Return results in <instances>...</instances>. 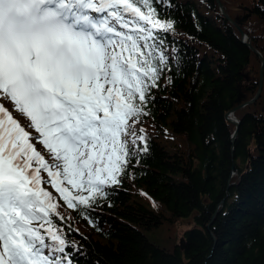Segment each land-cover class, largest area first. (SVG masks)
<instances>
[{"label": "snow or ice", "instance_id": "obj_1", "mask_svg": "<svg viewBox=\"0 0 264 264\" xmlns=\"http://www.w3.org/2000/svg\"><path fill=\"white\" fill-rule=\"evenodd\" d=\"M166 2L0 0V264H74L82 246L44 185L84 214L135 178L169 65Z\"/></svg>", "mask_w": 264, "mask_h": 264}, {"label": "trees", "instance_id": "obj_2", "mask_svg": "<svg viewBox=\"0 0 264 264\" xmlns=\"http://www.w3.org/2000/svg\"><path fill=\"white\" fill-rule=\"evenodd\" d=\"M220 1L224 13L216 0L156 6L175 26L161 33L169 65L152 90L150 115L137 126L145 129L149 151L133 162L135 178H124L84 214L44 185L64 217L60 226L82 246L74 264H264V77L260 97L234 113L235 142L236 126L226 117L258 93L264 0ZM248 10L242 29L262 58L227 18Z\"/></svg>", "mask_w": 264, "mask_h": 264}, {"label": "water", "instance_id": "obj_3", "mask_svg": "<svg viewBox=\"0 0 264 264\" xmlns=\"http://www.w3.org/2000/svg\"><path fill=\"white\" fill-rule=\"evenodd\" d=\"M217 1V3L219 4V7H220V9H221V11H222V13L224 12V5H223V3L220 1V0H216ZM251 14H252V12H250V10H248V12H247V14L246 15H244V16H240V15H237V17L235 18V20H232L231 18H230V16H227V18L234 24V25H236V27H238V29H239V31H240V33H241V36H242V38H241V41H242V43H244L247 47H249L252 51H254L258 56H259V58H262V56H261V54L259 53V51L256 49V47H254L252 44H251V42H250V40H249V38H248V36L245 34V32L243 31V29H242V26L243 25H245V23H246V21L248 20V17L249 16H251ZM262 72H261V76H260V81H261V83H260V86H259V89H258V93L256 94V96L254 97V98H252V100H250V101H248V102H245V103H243V104H240L241 106H239V107H237V108H234L233 110H231L227 115H226V117H227V119H228V121L230 122H232L233 124H235V128H236V130L234 131V133L232 134V136H231V139H232V141L233 142H235V140H236V137H237V135H238V133H239V126H240V121L237 119V117L234 115V113H235V111L237 110V109H239V108H241L242 106H245V105H248V104H252V102H255L259 97H260V95H261V91H262V87H263V75H264V69H263V66H264V58H262ZM247 78H248V75H247ZM243 93H241L240 94V97L237 99V102L238 103H240L241 101H242V95ZM237 172V168H236V166L235 165H233L232 166V175H234L235 173ZM231 185H229V187H230ZM223 204V201H222V203H221V205ZM216 212H218V211H216ZM212 222V221H211ZM211 224V223H210ZM210 224L207 226V229L209 230V228H210Z\"/></svg>", "mask_w": 264, "mask_h": 264}, {"label": "rangeland", "instance_id": "obj_4", "mask_svg": "<svg viewBox=\"0 0 264 264\" xmlns=\"http://www.w3.org/2000/svg\"><path fill=\"white\" fill-rule=\"evenodd\" d=\"M224 12H225V9H224ZM223 12V13H224ZM246 34V33H245ZM247 35V34H246ZM248 36V35H247ZM248 38H249V40H250V36H248ZM251 42V41H250ZM262 56V55H261ZM263 61V60H262ZM263 63V62H262ZM261 68H262V66H261ZM263 69H264V66H263ZM262 72V71H261ZM261 76V75H260ZM263 77H264V75H263ZM6 106H8L7 104H6ZM14 116H16V118L17 119H19L20 121H21V123H24V121H25V119L26 118H24V117H22V116H19V114H16V113H14ZM34 131V130H33ZM45 156H46V159L48 158L47 157V154H45ZM184 222V224H185V226L188 224V222H187V220H184L183 221ZM186 227H184L183 226V228H181V231L179 232L180 233V235H182L183 234V232H184V229H185Z\"/></svg>", "mask_w": 264, "mask_h": 264}]
</instances>
